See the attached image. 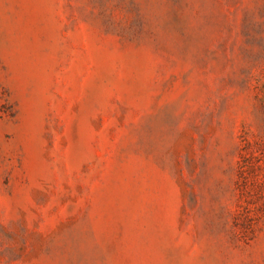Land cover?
<instances>
[{
  "label": "rangeland",
  "instance_id": "obj_1",
  "mask_svg": "<svg viewBox=\"0 0 264 264\" xmlns=\"http://www.w3.org/2000/svg\"><path fill=\"white\" fill-rule=\"evenodd\" d=\"M0 264H264V0H0Z\"/></svg>",
  "mask_w": 264,
  "mask_h": 264
}]
</instances>
